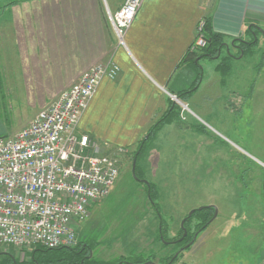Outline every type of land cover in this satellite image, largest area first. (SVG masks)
I'll list each match as a JSON object with an SVG mask.
<instances>
[{
	"label": "crops",
	"instance_id": "0c3cea01",
	"mask_svg": "<svg viewBox=\"0 0 264 264\" xmlns=\"http://www.w3.org/2000/svg\"><path fill=\"white\" fill-rule=\"evenodd\" d=\"M122 2L20 0L4 7L0 13V137L24 127L40 109L77 83L85 70L111 55L120 71L113 80H102L78 125L80 132L111 148L137 147L152 128L165 127L171 134L179 122L185 131L196 134L187 122L189 111L185 119L179 115L183 102L177 95L189 98L202 85L223 88L232 77H228L229 69L246 55L256 56L255 74L264 75V49H250L245 43L241 54L236 47L244 44L240 39L256 41L259 34L264 38V0H143L126 33V51L116 47L107 15ZM202 18L223 45L218 57L199 60L208 62L204 61L198 78L197 62L189 51H193ZM254 80L252 76L251 91ZM231 81L222 100L230 116L241 108L236 107L241 95L231 90L239 88L241 80ZM176 105L177 121L160 125L161 120H169ZM12 113L24 118L16 127L10 125Z\"/></svg>",
	"mask_w": 264,
	"mask_h": 264
},
{
	"label": "rangeland",
	"instance_id": "374dc122",
	"mask_svg": "<svg viewBox=\"0 0 264 264\" xmlns=\"http://www.w3.org/2000/svg\"><path fill=\"white\" fill-rule=\"evenodd\" d=\"M11 1L0 0V13ZM195 40L194 56L207 44L203 37ZM257 43L263 50L260 34ZM204 61H199L200 68H205ZM256 62L255 55H246L229 69L228 77H232L223 88L202 85L190 92L191 97H181L191 110L187 122L196 134L185 131L179 122L171 134L165 127L152 128L154 135L143 136L150 139L138 157H134L137 144L112 148L119 164L118 178L110 193L93 202L87 216L74 226L76 241L69 247L84 244L94 261L130 258L165 264L180 244H164L159 237L176 240L190 210L215 205V218L172 264H264V75L255 74ZM232 79L241 80L239 88L231 89L241 95L240 104L233 101L237 110L241 108L230 116L222 100ZM178 106L160 125L177 121ZM16 114L10 119L15 127L24 120ZM134 159V176L148 186L133 176ZM187 229L189 236L197 230L193 225ZM30 262L31 255L23 250L12 246L0 250V264Z\"/></svg>",
	"mask_w": 264,
	"mask_h": 264
},
{
	"label": "built area",
	"instance_id": "2783aa9c",
	"mask_svg": "<svg viewBox=\"0 0 264 264\" xmlns=\"http://www.w3.org/2000/svg\"><path fill=\"white\" fill-rule=\"evenodd\" d=\"M142 2L123 0L116 11H107L117 48L127 50L125 36ZM204 24L202 18L196 37L202 38ZM119 71L113 55L89 67L28 124L0 137V250L73 245L74 226L110 193L119 175L114 149L78 125L102 80H113ZM180 105L185 119L190 110Z\"/></svg>",
	"mask_w": 264,
	"mask_h": 264
},
{
	"label": "trees",
	"instance_id": "16d2710c",
	"mask_svg": "<svg viewBox=\"0 0 264 264\" xmlns=\"http://www.w3.org/2000/svg\"><path fill=\"white\" fill-rule=\"evenodd\" d=\"M19 1L20 0H13L10 3H8L7 5H5V7L10 6L12 4H15ZM204 20H205V24H204V27L202 29L201 34H202V37L207 40V44L202 49V52L199 55L194 56V55H192L193 52L189 51L191 53L192 57H194L195 59L198 60L197 63L195 64L198 68V73H197L198 78H200V75L202 74L201 68L199 67V60L204 56L210 57V56L216 55L217 52L220 50V48L223 45L222 38L218 34L210 32L209 28L206 26V19L204 18ZM248 44L252 47V46H256L258 43H257V40L254 41V38H253L250 41V43H248ZM241 46H242L243 51H245L246 45L242 44ZM177 97L179 99H181V97H183L182 93L178 94ZM151 134H152V132H151ZM151 134H149L148 136L150 137ZM149 137L147 140L144 138L140 140V142L138 144L139 146L134 153V157L139 156V154L143 150L144 143L148 142V140L150 139ZM140 145H142V146L140 147ZM150 189H152V186H150ZM213 212H214V209L211 207L204 208L202 210L196 209L190 217L186 218V220L184 222L185 230L188 231V229H187L188 226L192 227V225L195 228L200 229L201 231L203 229H206L210 223L209 222L210 218L213 216ZM161 223L162 222L160 220V224ZM183 231H184V229L180 227L178 237L181 234H183ZM192 235L193 234H190V236H188V238H190ZM83 245L84 244H80V245L78 244L76 247H73V248H70V247L48 248V247H45L42 245H36V246L32 247L29 251V254L31 255V262L27 263V264H118L119 262H120V264H141V263H143V261H139V260L138 261H132V259H130V258H127L124 260L122 259V261H119V262L94 261V259L92 257L87 256L91 251L89 249V247L87 248V246H83ZM188 248H190V247H188ZM56 251H59L60 254H55ZM179 254H178V256H179ZM178 256L174 260H176L178 258ZM171 257H172V255L166 260L165 264H167L169 262ZM174 260L170 264H172L174 262ZM144 262H146V261H144Z\"/></svg>",
	"mask_w": 264,
	"mask_h": 264
},
{
	"label": "water",
	"instance_id": "95a60500",
	"mask_svg": "<svg viewBox=\"0 0 264 264\" xmlns=\"http://www.w3.org/2000/svg\"><path fill=\"white\" fill-rule=\"evenodd\" d=\"M261 31V30H260ZM262 32V31H261ZM255 40V39H254ZM239 42H246V41H244V40H238ZM246 43H248V42H246ZM231 44H234V41H232L231 42ZM224 46H226V49L228 50V46H227V44H225L224 43ZM236 47H238L239 48V46H236ZM241 54H242V50H241ZM218 56V55H217ZM216 56V57H217ZM211 58H214L213 56H210ZM195 62H197V59L195 60ZM179 99V98H178ZM146 139H147V137H146ZM134 167H135V159L133 160V162H132V174H133V176H134ZM135 177V176H134ZM136 178V177H135ZM137 179V178H136ZM138 181H143L147 186H148V183H147V181H145V180H139V179H137ZM209 207H211V208H213L214 209V213H213V216L210 218V220H209V222H211L214 218H215V216H216V213H217V208L214 206V205H202V206H199V207H197L196 209L197 210H202V209H204V208H209ZM196 209H192V210H190L189 212H188V214H187V216L185 217V218H183L182 219V221H181V224H180V226H181V228H183L184 229V231H183V235H182V237H180V238H178V239H176V240H173V241H165V240H163L162 239V236H160V238H161V240L163 241V243H165V244H176V243H179V242H181L182 241V239H183V237L186 235V230H185V228H184V222H185V220H186V218L187 217H190L193 213H194V211L196 210ZM197 234H198V231L194 234V236H193V239L188 243V244H186L185 246H182V247H180L174 254H173V256L171 257V259L169 260V262L167 263V264H170L177 256H178V254L180 253V252H182L184 249H186V248H188L192 243H193V241L195 240V238H196V236H197ZM90 256V255H89ZM127 262V261H126ZM128 263V262H127ZM118 264H120V263H118ZM141 264H155L153 261H146V262H143V263H141Z\"/></svg>",
	"mask_w": 264,
	"mask_h": 264
},
{
	"label": "flooded vegetation",
	"instance_id": "af4514ba",
	"mask_svg": "<svg viewBox=\"0 0 264 264\" xmlns=\"http://www.w3.org/2000/svg\"><path fill=\"white\" fill-rule=\"evenodd\" d=\"M246 42H248V41H246ZM246 42H244V44H245ZM248 43H250V42H248ZM241 45H242V43H241ZM241 45L239 44V45H236V46H239L240 51H241V50L243 51ZM197 231H198V233H199V232H200V229H197V230L193 233V235H192L190 238H188V236H189L188 233H189V232L186 231V235L183 237L182 241L179 242V243H176V244H180V247L185 246L186 244H188V243L193 239V236H194V234H195ZM182 235H183V234H181L178 238L182 237ZM197 236H198V234H197ZM197 236H196V238H197ZM178 238H177V239H178ZM196 238H195V240L193 241V243H192L189 247H192V246H193V244H194L195 241H196ZM180 247H179V248H180Z\"/></svg>",
	"mask_w": 264,
	"mask_h": 264
},
{
	"label": "bare ground",
	"instance_id": "6f19581e",
	"mask_svg": "<svg viewBox=\"0 0 264 264\" xmlns=\"http://www.w3.org/2000/svg\"><path fill=\"white\" fill-rule=\"evenodd\" d=\"M242 54H243V52H242ZM197 61H198V60H197ZM146 136H147V135H146ZM147 139H148V138H147ZM147 139H146V140H147Z\"/></svg>",
	"mask_w": 264,
	"mask_h": 264
}]
</instances>
